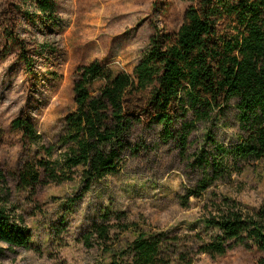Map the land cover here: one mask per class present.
<instances>
[{"label":"trees","instance_id":"1","mask_svg":"<svg viewBox=\"0 0 264 264\" xmlns=\"http://www.w3.org/2000/svg\"><path fill=\"white\" fill-rule=\"evenodd\" d=\"M2 1L0 61L13 57L32 88L35 56L46 54V62L57 56L51 45L34 39L33 30L57 22L59 0ZM183 1L188 7L178 30L153 34L132 75L112 74L98 62L78 70L75 110L64 118V132L57 141L60 158L39 161L37 169L26 168L18 176L20 186L34 189L45 182H71L78 173L82 190L88 191L122 172L124 154L135 151L130 140L137 128L159 127L164 142L177 138L185 150L195 126L211 121L233 100L244 136L230 151L217 148L221 158L198 156L195 164L204 179L195 196L211 182L240 174V164L264 159V0ZM46 76L57 80L54 73L47 71ZM11 129L22 139L39 140L27 114L15 118ZM52 151L45 149L47 156ZM205 225L215 235L207 242L197 237L199 254L222 257L240 246L254 249L260 256L257 264H264V203L248 211L224 197L213 205ZM129 235L135 238L126 240ZM30 238L8 201L1 200L0 244L28 249ZM81 239L86 247L96 246L106 260L103 264L191 263L179 251L177 238L143 234L124 213L103 214Z\"/></svg>","mask_w":264,"mask_h":264},{"label":"rangeland","instance_id":"2","mask_svg":"<svg viewBox=\"0 0 264 264\" xmlns=\"http://www.w3.org/2000/svg\"><path fill=\"white\" fill-rule=\"evenodd\" d=\"M4 5L0 0V8ZM187 7L183 0H59L57 22L33 30L38 43L57 51L51 62L45 61L46 54L35 56L34 87L29 88L31 80L13 57L0 61V201H8L31 233L28 249L0 244V264H103L106 260L96 246L86 247L81 237L105 213H124L143 234L177 238L190 264H257L260 256L251 248L233 247L222 257L198 253L197 237L204 242L214 238L205 221L215 203L227 197L248 211L264 203V159L240 164V174L211 182L201 195L194 194L204 179L195 164L198 156L221 158L217 148L230 151L244 136L234 100L211 121L195 126L185 150L177 138L164 142L159 127L137 128L130 140L135 151L124 154L122 172L88 191L82 190L78 173L62 184L45 182L34 189L19 185L18 176L26 168L60 158L57 141L64 118L75 110L78 70L98 62L112 74L132 75L150 37L158 31L175 33ZM47 71L57 80H50ZM22 113L39 136L37 143L11 129ZM48 148L51 156L45 153ZM207 174L212 175L210 170Z\"/></svg>","mask_w":264,"mask_h":264}]
</instances>
